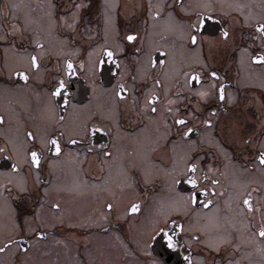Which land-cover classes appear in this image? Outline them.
Returning <instances> with one entry per match:
<instances>
[{
  "label": "flooded vegetation",
  "instance_id": "flooded-vegetation-1",
  "mask_svg": "<svg viewBox=\"0 0 264 264\" xmlns=\"http://www.w3.org/2000/svg\"><path fill=\"white\" fill-rule=\"evenodd\" d=\"M206 3L223 29L190 27ZM214 5L0 0V264L59 240L77 264H264V20L233 36Z\"/></svg>",
  "mask_w": 264,
  "mask_h": 264
},
{
  "label": "rangeland",
  "instance_id": "rangeland-1",
  "mask_svg": "<svg viewBox=\"0 0 264 264\" xmlns=\"http://www.w3.org/2000/svg\"><path fill=\"white\" fill-rule=\"evenodd\" d=\"M215 2H218V5H214L215 11H220L218 13L219 16H223L224 22L228 26L230 33L235 36L237 32V26L239 24H249L257 19H263L264 20V0H214ZM240 16V19H239ZM232 35L228 36L227 39H231ZM237 38V37H236ZM219 50H222V44H219L218 46ZM116 238V237H115ZM103 241L105 240L102 238ZM109 246L114 245L116 246V252L118 253V246H122V243L116 239L114 241L108 239ZM103 252L100 254V257L104 258L110 256L111 257V250L107 248H103ZM47 250L46 252H44ZM44 253L37 252L36 255H33L34 257H39L40 255L42 258L49 263V258L52 264H77V257L74 254L72 250V246L70 244H67L65 242H57V245H52L50 248L44 249ZM48 253H51L48 254ZM103 253H105L103 255Z\"/></svg>",
  "mask_w": 264,
  "mask_h": 264
},
{
  "label": "snow or ice",
  "instance_id": "snow-or-ice-1",
  "mask_svg": "<svg viewBox=\"0 0 264 264\" xmlns=\"http://www.w3.org/2000/svg\"><path fill=\"white\" fill-rule=\"evenodd\" d=\"M76 7L79 8L80 5H76ZM203 7L206 9V11H205V12H200V13H197V14H196V15H197V22H196V23H192V24H190V27H191L192 29H196V28H197V23H199V24H204V23H205V18H207V19H212V18H213V17L211 16V12L213 11L211 4H207V3H206V4L203 5ZM256 30H257L258 32H264V24H259V25L257 26V29H256ZM222 35H223L224 37H227V36L229 35V33H228L226 30H224V31H222ZM127 39H128L129 41H131V40L134 39V37H133L132 35H129V36H127ZM197 39H198V37H197L196 35H193V36L191 37V40H192L193 44L196 43ZM37 47L39 48V47H41V46L38 44ZM103 52H104V54H105L106 56H108L109 58H111V57L113 56V52L110 51V50H108L107 48L103 49ZM252 60H253V62H255V63H264V55L253 56V57H252ZM66 64H67V68H68V69H72L73 65H72V62H71V61H67ZM31 65H32L33 68H38V61H37V57H36V56H32V57H31ZM81 67H83V65H81ZM211 75H212L213 77H215V76L217 75V73L213 72V73H211ZM24 79H27V76H24ZM157 83H159V81H157ZM119 87H120V88H123L124 86H123V85H120ZM63 88H65V85H64L63 82H60V83H59V87L55 90V93H54V94H58V93L60 92V90L63 89ZM223 88H224V85L221 84V85H220V98H221V99L224 98V97H223ZM199 95L204 96L205 93H199ZM65 103H67V101H65ZM155 111H156V110L153 109V112H155ZM0 119H2V117H0ZM175 123H177V124H183V123H184V120H183V119H177V120L175 121ZM204 123H205L206 125H210V124H211V121H210V120H205ZM191 131H192V129H188V130L184 133V135L187 136V135H188V132H191ZM28 135L31 136V133H29ZM49 143L52 144V145H55V151H56L57 153H59V152L61 151V148H60L58 142L55 140V138H53L52 140H50ZM30 156H31V163H32L33 165L38 166V165H39V161H40V157H39L37 151H31ZM258 159H259V161H260V164H261V165H264V152H261V153L259 154ZM12 167H13V169H15V168H16V165H13ZM187 167L190 168L193 172H195V170H196V165H195V164H188ZM189 182H190L191 184H193V185H197V183H198L197 180H196L195 178L191 179ZM217 183H218V181H215V180L212 181V184H213V185H216ZM201 191H206V189H203V188H202ZM190 199H191V198H190ZM209 203H211V201H209ZM243 204L246 205V206H248L249 211L252 210V205H251V203H250V201H249L248 198L243 199ZM55 207H59V205H55ZM111 207H112V205L109 204V205H108V208H111ZM130 211H131V212H136V211H137V205H136V204H133V205L131 206V208H130ZM258 234H259V236H260L261 238H264V226H261V227L259 228V233H258ZM164 239H165V241H166V243H167V245H168L169 248H171V247L174 246V245H173L172 238H171L170 236H168L167 234H165ZM8 243L10 244L11 241H9ZM0 251H4V249H3V248H0Z\"/></svg>",
  "mask_w": 264,
  "mask_h": 264
},
{
  "label": "water",
  "instance_id": "water-1",
  "mask_svg": "<svg viewBox=\"0 0 264 264\" xmlns=\"http://www.w3.org/2000/svg\"><path fill=\"white\" fill-rule=\"evenodd\" d=\"M209 24H210V27L213 28V31H215V29L220 28V26H221L220 23H219V21H218V19H216V18H213V21L212 22H209ZM213 31H212V33H213ZM152 246L153 247H156L157 246L156 242L153 243Z\"/></svg>",
  "mask_w": 264,
  "mask_h": 264
}]
</instances>
